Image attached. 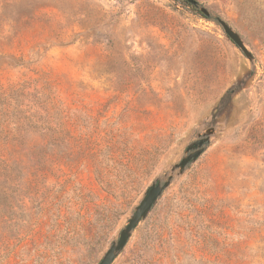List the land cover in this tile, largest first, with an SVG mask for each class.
Instances as JSON below:
<instances>
[{
  "label": "rangeland",
  "instance_id": "1",
  "mask_svg": "<svg viewBox=\"0 0 264 264\" xmlns=\"http://www.w3.org/2000/svg\"><path fill=\"white\" fill-rule=\"evenodd\" d=\"M0 0V264H264V0ZM226 22L253 56L225 35Z\"/></svg>",
  "mask_w": 264,
  "mask_h": 264
},
{
  "label": "water",
  "instance_id": "2",
  "mask_svg": "<svg viewBox=\"0 0 264 264\" xmlns=\"http://www.w3.org/2000/svg\"><path fill=\"white\" fill-rule=\"evenodd\" d=\"M184 2L192 5L197 8L198 11L206 18H210V12L198 6V2L196 0H183ZM217 23L223 29L227 38L241 50L244 56L250 61L253 62V56L247 50L243 40L241 37L233 31V29L223 20L216 18ZM214 129L210 128L205 131L202 135L203 137L193 143H191L185 151V156L181 159V161L174 165L171 169V174L166 178V180L161 183L153 184L145 193L143 199L140 201L138 206L134 209V212L127 222V225L124 229L120 231L119 237L117 241L113 242L109 249L104 254L103 258L99 262V264H112L117 255L125 248L133 230L137 227V225L144 220L147 215L150 213L153 206L156 204L157 200L161 197L163 192L170 186L171 181L173 179V173L177 171L178 175L183 174L188 165L195 162L204 152L205 146L209 143L210 137L213 135Z\"/></svg>",
  "mask_w": 264,
  "mask_h": 264
},
{
  "label": "trees",
  "instance_id": "3",
  "mask_svg": "<svg viewBox=\"0 0 264 264\" xmlns=\"http://www.w3.org/2000/svg\"><path fill=\"white\" fill-rule=\"evenodd\" d=\"M184 3L187 4L188 6L192 7V8H195V7H193L192 5H189V4L186 3V2H184ZM202 18H204L205 20H209V18H206V17H204V16H202Z\"/></svg>",
  "mask_w": 264,
  "mask_h": 264
}]
</instances>
